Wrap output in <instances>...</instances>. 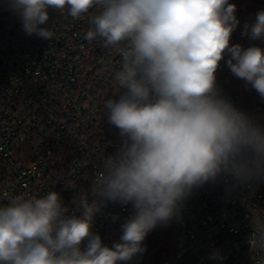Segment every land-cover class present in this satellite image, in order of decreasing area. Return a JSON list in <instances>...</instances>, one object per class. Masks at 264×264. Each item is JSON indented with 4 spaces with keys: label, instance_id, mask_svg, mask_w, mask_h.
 <instances>
[{
    "label": "clouds",
    "instance_id": "9594fccd",
    "mask_svg": "<svg viewBox=\"0 0 264 264\" xmlns=\"http://www.w3.org/2000/svg\"><path fill=\"white\" fill-rule=\"evenodd\" d=\"M6 2L26 34L45 40L52 32L41 25L50 9L73 19L88 16L84 38L120 57V92L104 107L121 144L103 157L74 212L56 191L8 196L0 204V264H130L146 252L150 232L182 220L195 190L264 182V124L217 85L224 61L264 100V47L231 43L240 21L230 0ZM242 35L264 41V10L244 24ZM108 203L132 209L111 246L92 231ZM248 218L249 251L264 264V218ZM209 258L222 259L218 251Z\"/></svg>",
    "mask_w": 264,
    "mask_h": 264
},
{
    "label": "built area",
    "instance_id": "2783aa9c",
    "mask_svg": "<svg viewBox=\"0 0 264 264\" xmlns=\"http://www.w3.org/2000/svg\"><path fill=\"white\" fill-rule=\"evenodd\" d=\"M230 3L240 21L231 43L264 47V41L242 35L244 24L264 10V0ZM49 17L41 25L50 28L49 40L29 36L0 0V204L8 196L56 191L74 212L103 157L121 144L104 107L120 92L115 79L120 57L84 38L91 27L87 15L73 19L50 9ZM217 85L238 109L264 124V100L224 61ZM131 211V205L108 203L94 218L92 231L111 246ZM250 215L264 218V182L230 189L219 182L205 185L184 202L182 220L148 234L146 252L130 264H257L247 243ZM113 216L119 218L113 221ZM215 251L222 259L209 258Z\"/></svg>",
    "mask_w": 264,
    "mask_h": 264
}]
</instances>
